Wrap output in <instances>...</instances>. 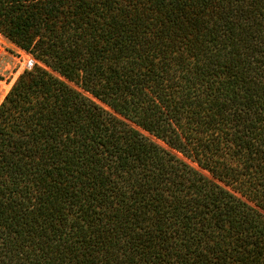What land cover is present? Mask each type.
Wrapping results in <instances>:
<instances>
[{"label": "trees", "instance_id": "obj_1", "mask_svg": "<svg viewBox=\"0 0 264 264\" xmlns=\"http://www.w3.org/2000/svg\"><path fill=\"white\" fill-rule=\"evenodd\" d=\"M0 35L35 60L0 264H264V0H0Z\"/></svg>", "mask_w": 264, "mask_h": 264}, {"label": "rangeland", "instance_id": "obj_2", "mask_svg": "<svg viewBox=\"0 0 264 264\" xmlns=\"http://www.w3.org/2000/svg\"><path fill=\"white\" fill-rule=\"evenodd\" d=\"M27 53L17 48L7 39L0 35V104L6 94L10 91L19 76L25 71L23 63L27 58ZM76 88V87H75ZM79 90V89H78ZM106 108V107H104ZM107 109V108H106ZM148 136L147 134H145ZM158 145L168 150L161 142L155 141ZM190 166L198 169L196 165L183 159ZM199 170V169H198ZM205 174V173H204ZM207 176V174H205Z\"/></svg>", "mask_w": 264, "mask_h": 264}, {"label": "built area", "instance_id": "obj_3", "mask_svg": "<svg viewBox=\"0 0 264 264\" xmlns=\"http://www.w3.org/2000/svg\"><path fill=\"white\" fill-rule=\"evenodd\" d=\"M34 63H35V60L30 55L27 56V58L25 59L23 63V69L30 70L33 67Z\"/></svg>", "mask_w": 264, "mask_h": 264}]
</instances>
